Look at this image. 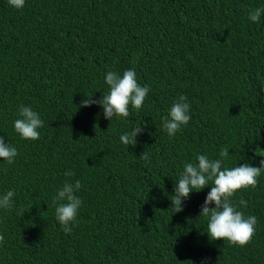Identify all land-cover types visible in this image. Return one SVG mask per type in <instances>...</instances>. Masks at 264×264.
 <instances>
[{
  "label": "trees",
  "instance_id": "trees-1",
  "mask_svg": "<svg viewBox=\"0 0 264 264\" xmlns=\"http://www.w3.org/2000/svg\"><path fill=\"white\" fill-rule=\"evenodd\" d=\"M264 0H0V264H264V173L231 198L257 224L251 241L211 240L200 216L209 186L171 205L174 183L198 155L223 167L264 159ZM134 68L150 91L127 118L103 115L85 95H106L108 71ZM180 95L191 120L170 137L162 118ZM21 105L40 114L38 140L14 129ZM142 126L135 147L120 136ZM146 151L149 159L139 156ZM66 171L74 173L65 176ZM81 182L66 234L53 197ZM247 201V207L239 201ZM215 205H210L214 207Z\"/></svg>",
  "mask_w": 264,
  "mask_h": 264
},
{
  "label": "clouds",
  "instance_id": "clouds-1",
  "mask_svg": "<svg viewBox=\"0 0 264 264\" xmlns=\"http://www.w3.org/2000/svg\"><path fill=\"white\" fill-rule=\"evenodd\" d=\"M10 6L22 9L25 0H8ZM264 8H256L248 14L249 20L259 22ZM105 83L109 86L106 95L100 99H94L92 93L85 95L79 107H90L93 104L102 106L103 115L110 120L113 117L127 118L130 115L129 106L139 110L150 91L147 85L141 86L137 82L134 68L128 69L122 75L114 71H108ZM190 105L187 97L180 95L169 109L168 115L162 118V126L166 133L172 137L187 126L191 120ZM40 114L30 106L21 105L18 109V118L14 121V129L22 139L38 140L39 129L43 127ZM143 131L142 126H137L131 131H126L120 136V142L128 147H135L137 136ZM18 155L17 148L5 143L0 137V158L12 164ZM148 160L149 156L144 151L140 156ZM229 157V149L221 148L218 159H210L207 155H198L194 163H186L183 172L177 182L174 183L171 205L175 212L183 211L182 202L189 198L193 191H200L209 186L212 181L211 190L208 192L204 203L201 205L199 217L208 220L207 234L211 240H227L232 245L244 246L248 244L255 234L257 218L238 210V205L233 203L232 197L237 190L248 187H256L258 178L264 173V159L260 161L259 167L244 163L232 168L223 167L224 160ZM74 175L66 171L65 176ZM81 188V182L74 183L66 181L53 197L55 206V218L66 234L71 233L72 226L76 222L79 209L82 205L81 198L76 193ZM15 192L7 191L0 196V209L10 210L13 207ZM215 205L210 207V205ZM239 205L247 207V201L241 199ZM4 240L0 235V243Z\"/></svg>",
  "mask_w": 264,
  "mask_h": 264
}]
</instances>
